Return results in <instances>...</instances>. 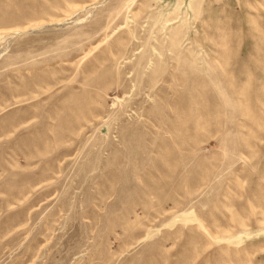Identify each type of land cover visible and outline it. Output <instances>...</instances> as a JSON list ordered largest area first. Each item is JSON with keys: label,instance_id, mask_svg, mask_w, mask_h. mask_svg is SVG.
<instances>
[{"label": "rangeland", "instance_id": "1", "mask_svg": "<svg viewBox=\"0 0 264 264\" xmlns=\"http://www.w3.org/2000/svg\"><path fill=\"white\" fill-rule=\"evenodd\" d=\"M0 264H264V0H0Z\"/></svg>", "mask_w": 264, "mask_h": 264}]
</instances>
